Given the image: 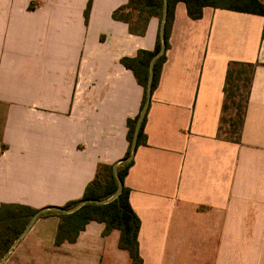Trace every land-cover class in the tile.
<instances>
[{
  "label": "crops",
  "instance_id": "crops-1",
  "mask_svg": "<svg viewBox=\"0 0 264 264\" xmlns=\"http://www.w3.org/2000/svg\"><path fill=\"white\" fill-rule=\"evenodd\" d=\"M88 1L0 0V207L64 206L127 152L143 87L121 59L154 49L160 21L130 32L113 17L128 0H93L86 21ZM169 44L124 179L144 264H264V16L179 2ZM232 60L258 64L240 143L218 137ZM59 221L39 217L12 264H132L119 230L56 245Z\"/></svg>",
  "mask_w": 264,
  "mask_h": 264
},
{
  "label": "trees",
  "instance_id": "trees-1",
  "mask_svg": "<svg viewBox=\"0 0 264 264\" xmlns=\"http://www.w3.org/2000/svg\"><path fill=\"white\" fill-rule=\"evenodd\" d=\"M93 0H89L85 10V18L88 21ZM184 2L188 14L193 19L203 16L206 6L214 8L231 9L235 11L260 14L264 16V3L261 0H169V14L166 23L167 50L173 23L175 20L176 6ZM164 8V0H128V2L113 12V17L129 24L130 32L144 35L148 23L152 17L161 21ZM161 46L160 31L158 29L154 49H140L134 57H123L121 63L132 70L138 82L143 87V96L140 110L145 103L147 84L149 77V64L154 53ZM167 60V51L163 53L154 65L153 90L159 85L164 64ZM257 63L232 60L228 63L225 84L224 102L218 130V137L227 141L240 143L244 123L247 114L249 96ZM127 120L128 149L124 157L131 153V144L139 112ZM147 116L143 121L138 147L148 143V135L145 131ZM134 160L119 165V173L123 179L128 174ZM114 163H100L95 177L87 184L84 194L80 199L70 201L64 207H72L84 198L104 199L111 196L117 186L118 180L113 171ZM24 204L2 203L0 207V260L11 248L15 239L24 230L33 213L36 211ZM57 215L60 218L55 244L77 241L80 233L86 226L97 221L105 225L103 235H108L113 230L120 231L118 245L126 249L131 257L132 264H144L140 252L139 233L141 219L130 203V188L124 185L122 193L112 202L99 204L89 202L73 214H65L55 210L45 211L41 216ZM40 216V217H41Z\"/></svg>",
  "mask_w": 264,
  "mask_h": 264
},
{
  "label": "water",
  "instance_id": "water-1",
  "mask_svg": "<svg viewBox=\"0 0 264 264\" xmlns=\"http://www.w3.org/2000/svg\"><path fill=\"white\" fill-rule=\"evenodd\" d=\"M168 14H169V0H164V8H163V14L162 18L160 21V37H161V46L160 48L154 53V55L151 58L150 64H149V77H148V84H147V94H146V100L144 105L142 106L137 121H136V126L134 130V135L132 139V144H131V153L127 157H123L116 161L113 165V171L114 174L118 180V186L115 190V192L104 199H99V198H84L81 201H79L76 205L72 207H64V206H56V205H51L43 208L37 209L32 217L30 218L28 224L24 228V230L18 235V237L15 239L13 245L11 248L5 253L4 257L0 260V264H3L7 258L9 257L10 253L14 250L16 245L19 243V241L29 232V230L32 228L34 223L37 221V219L45 212L48 210H55L58 212H62L65 214H73L77 212L80 208H82L85 204L89 202H95L99 204H106L110 203L113 200H115L123 191L124 188V179L121 177L119 173V165L124 162H129L131 160H134V157L136 155L137 149H138V138L140 134V130L143 124L144 119L146 118L148 111L150 109V105L152 102V97H153V79H154V65L158 58L167 51V38H166V23L168 20Z\"/></svg>",
  "mask_w": 264,
  "mask_h": 264
},
{
  "label": "rangeland",
  "instance_id": "rangeland-1",
  "mask_svg": "<svg viewBox=\"0 0 264 264\" xmlns=\"http://www.w3.org/2000/svg\"><path fill=\"white\" fill-rule=\"evenodd\" d=\"M11 254L9 255V257L7 258V260L3 263V264H12V259L9 260Z\"/></svg>",
  "mask_w": 264,
  "mask_h": 264
}]
</instances>
